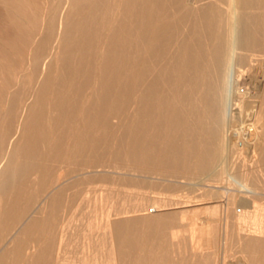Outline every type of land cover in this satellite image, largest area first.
Listing matches in <instances>:
<instances>
[{
  "label": "bare ground",
  "instance_id": "6f19581e",
  "mask_svg": "<svg viewBox=\"0 0 264 264\" xmlns=\"http://www.w3.org/2000/svg\"><path fill=\"white\" fill-rule=\"evenodd\" d=\"M247 108L252 164L225 177ZM113 175L203 185L218 211L199 226L189 199L144 213L113 187L70 202ZM216 243L264 264V0H0V264H210Z\"/></svg>",
  "mask_w": 264,
  "mask_h": 264
},
{
  "label": "rangeland",
  "instance_id": "374dc122",
  "mask_svg": "<svg viewBox=\"0 0 264 264\" xmlns=\"http://www.w3.org/2000/svg\"><path fill=\"white\" fill-rule=\"evenodd\" d=\"M236 75H235V77H236ZM244 76H246V75H243L242 77H239V78H237V77L235 78V80L236 79H238V80L235 81V86H234V89L232 91L233 92V96H234L235 100H239V101H242V100L249 101L250 100L251 101L252 99L250 97H252L254 95V93H252L250 95H248V94H249V92L251 93L253 91V87H254L253 85L254 84H253V82L251 80H248V81L246 80V77L248 79V76H246V77H244ZM252 116L253 115L248 110V108L247 109H243V110H241L239 112H238L237 109L233 110V117H234L233 121H234V124L231 127V129L233 131L231 130V132H230V142L236 143L235 147L239 148V150H237L236 152L240 151L242 153V155L238 153L240 155L239 156L238 154L233 153L232 154L233 156L231 155V157L229 156L227 158L229 160V162L230 161L231 162L229 163L228 160L226 162V164H227L226 166L228 168L226 167L227 171L225 170V172H224L225 174H223V176H225V177H230V175L234 176V177H237L239 175L238 171L241 173L240 170H242V168H245L246 166H249V164H252L251 163L252 162V159H251L252 146H251V144H252V141L255 138V132H257V133L259 132V129H256V131L252 130L253 129L252 125H251ZM233 126H234V128H233ZM234 129L236 131H234ZM237 130H239V132H237ZM235 150L232 149L231 153L233 151H235ZM237 159H239L238 160L239 162L237 161ZM233 163H235V164L233 165ZM236 163H238V165ZM229 164H230V166H228ZM234 166H235V169H234ZM229 171L232 174L229 173ZM232 171H234V172H232ZM262 176L263 175L261 173H258V172L250 175V177H255V178L256 177H262ZM183 179L184 178H181V180H183ZM112 182H117V183L119 182L120 184L112 186ZM82 184H83V186L76 187V188L73 187V188H69V190H67L68 196L71 197L70 198V202H72V198H74L75 195L79 196V194L80 193L82 194V192L85 195H87V193L89 195H93L96 191H98V192H100V191L109 192V191H113L114 189H116L117 192L118 191H122L123 195L126 194L127 192L128 193L130 192L131 194H133L134 192H140L142 194V192H143V193H146L144 195H146L147 198L149 196V199L151 200V201L149 200L150 202L147 201L149 203V204L146 205V207H148L147 208L148 210H144L143 212L145 213V212L149 211L150 213L154 214L155 213L154 210L157 209V208H155V204H154L155 199L158 201L157 204H162L163 203L162 199L164 200L167 197H169V198L173 197V198H177V199L179 198L180 200H184V201H188L187 199H189V201L193 202V204H191L190 206L197 205L196 208H197L198 211L196 210V208H193L194 210H191V212L188 213V214L189 215L192 214L191 216L195 217V220H196V222H198L199 226L200 225L204 226V225L207 224V223H205V218H202V214L205 215L204 213H202L203 210H204L205 205H211V206H213L215 208V207H217L216 205L218 203L216 200H206L205 199V200L201 201V199H202L201 195H203V191H204V188H203L204 186L203 185L202 186L200 185L202 187V188L200 187L201 189L199 188V186H197V188H196V187H191L188 184L187 185L184 184L186 187L184 185H181V186H178V187H174L171 190H169V189L165 190V188L160 186L159 183H158V185L156 186L155 189H149V188L145 187L144 185H141V183H136L137 185H140V187L131 186L134 183H130L129 181H125V179L123 177H120V176H117V175L109 176V178L106 181H103V180L94 181V183H91V185L90 184L87 185V182H83ZM182 186H184V187H182ZM112 187L114 188L113 190L106 191L108 189H111ZM173 189H175V190H173ZM134 194H136V193H134ZM85 195H82V196H85ZM169 195H171L172 197H170ZM182 208H189V205H188V207L185 206V207H182ZM214 210H215V212L218 211L216 208ZM72 211L74 212V209H72ZM195 212H196V215L194 214ZM199 212H201L202 214L199 213ZM191 216H189V217L191 218ZM218 245H219V247H218ZM214 247L216 249L217 248H219V249H217L215 252H213L215 257H214L213 254L211 255L212 257L210 256L211 257L210 264H212V263L213 264L214 263L221 264L222 262L225 263V264H234V263L237 264L239 262L238 260H240V258L242 257L241 254H239L240 251L237 249L235 244L234 245L233 244L226 245L224 250H222L220 248V244H217V243H216V245ZM226 250H227V252H224ZM224 253H226V255H224ZM224 256H226V257H224ZM213 258H214V260H212ZM216 259H217V261L219 259V261L217 262ZM242 263H243V261L241 263H238V264H242Z\"/></svg>",
  "mask_w": 264,
  "mask_h": 264
}]
</instances>
